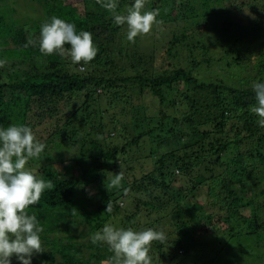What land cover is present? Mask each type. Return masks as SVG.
Segmentation results:
<instances>
[{
	"label": "trees",
	"instance_id": "obj_1",
	"mask_svg": "<svg viewBox=\"0 0 264 264\" xmlns=\"http://www.w3.org/2000/svg\"><path fill=\"white\" fill-rule=\"evenodd\" d=\"M261 1L144 0L143 10H157L158 22L131 44L127 26L114 24L98 0H0V60L5 62L0 66V125H27L46 145L26 165L52 184L25 209L44 228L41 239L50 250L42 255L43 264L108 259L107 245L90 241L105 224L163 231L166 240L153 241L149 254L160 252L172 264H250L254 255L247 238L264 230V128L250 110L256 103L253 90L242 86L251 67L260 75L264 71V21L259 26L255 18L242 28L233 14L260 13ZM132 3L118 0L117 11L126 13ZM38 9L39 21L21 25L14 18L18 11L34 17ZM52 16L73 23L77 32H91L97 55L73 63L67 54L41 53L40 27ZM213 25L218 26L215 42L230 38L223 53L235 57L222 63L221 72L212 64L206 35ZM146 36L147 49L154 47L149 54L138 48ZM161 45L166 49L155 60ZM63 113H69L71 125L73 119L80 124L84 136L64 122ZM117 116L125 119L123 129ZM53 118L63 123L52 127ZM70 126L69 133L60 130ZM54 146L72 151L62 160L72 161L78 174L39 162L57 152ZM126 150L136 168L147 163L149 171L129 166L130 175L111 187L105 179L119 173L113 160ZM92 185L97 194L88 197L84 189ZM127 195L133 211L119 220L118 202ZM212 217L216 222H208ZM139 219L148 222L142 227L132 222ZM206 220L208 235L195 242ZM82 250L90 252L87 259Z\"/></svg>",
	"mask_w": 264,
	"mask_h": 264
},
{
	"label": "clouds",
	"instance_id": "obj_2",
	"mask_svg": "<svg viewBox=\"0 0 264 264\" xmlns=\"http://www.w3.org/2000/svg\"><path fill=\"white\" fill-rule=\"evenodd\" d=\"M98 2L111 13L114 24L127 26L126 36L130 41L138 34L148 33L158 22L157 10H143L144 0H133L126 13L117 11L118 0ZM38 47L45 55L67 54L73 63L88 62L97 55L91 32H77L76 25L56 16L41 24ZM4 63L0 60V66ZM252 90L256 103L250 110L258 117L259 127L264 128V81L254 82ZM45 148L29 126L0 125V264H12L13 257L17 264H33L34 255L43 252L40 235L43 228L37 216L25 209L36 204L45 190L52 188L49 181L37 178L26 167L30 160L39 158ZM122 179L121 171L113 174L110 186L118 187ZM165 240V233L160 230H133L111 224H105L90 237L92 244H105L112 253L101 264H152L149 255L152 242Z\"/></svg>",
	"mask_w": 264,
	"mask_h": 264
},
{
	"label": "rangeland",
	"instance_id": "obj_3",
	"mask_svg": "<svg viewBox=\"0 0 264 264\" xmlns=\"http://www.w3.org/2000/svg\"><path fill=\"white\" fill-rule=\"evenodd\" d=\"M176 1H177V3H180V0H176ZM259 7H260L261 11H259L260 13H257L255 15L252 14L248 10H245L244 13H234L233 14V16H234V22L236 24H239L242 28H245V27H247V26L250 25L249 24L250 21H253V20H255V18H257L260 21L259 22L260 23L259 26H261L262 25V22L264 21V0L261 1V4L259 5ZM21 13L22 14H20V12L18 11L17 14L14 15L15 20L20 21L21 22V25L26 24V23H29L30 20L39 21L42 18L39 9H38V13L36 15L34 14V17H32L33 13L31 11H29V13L31 15H29L27 12H21ZM218 21H220V18L217 19V22ZM211 27H209V30L206 31L207 32L206 35H209L208 43H209L210 48H211V51H209V52H210V56L213 58V60H212L214 62V63H212L213 66L216 65L214 68H216L217 71L221 72L222 71V66H223L222 63H225L227 61L228 62L229 61L232 62L233 61L232 59L235 58L231 53L228 54V56L223 53V49L225 48L224 50H227L228 49V45H229V43H232L231 42L232 40L230 38L226 39V38H223L222 37L221 38L222 41L220 43L219 42H215V40L217 38L216 30L218 29L217 28L218 26L213 25ZM263 30H264V27H263ZM149 36H146L147 39H145V41H144V38H142L141 41H140L141 43H139V46H138V48L144 50L145 53H147L149 50H154V47L153 46L152 47H149L148 46V49H147V45L149 44L147 42V40H148ZM188 40H190V39L188 38ZM130 43L132 44V41ZM165 49H166V46L161 45L157 49V51L154 53V59L155 60L159 59L161 53ZM248 49L251 50V51H253L250 47ZM148 54H149V52H148ZM218 60L221 61V64L218 62ZM167 62H169V61L167 60ZM173 62L174 61H172L171 63H173ZM246 74L248 75L247 76L248 78H247V81L245 82V84H243V86H242L243 89H252V85H253L254 82L264 81V71L262 72V75H260V72L257 69L251 67V69L247 70ZM204 77H205L204 78L205 80L208 79L207 76H204ZM122 101L123 100H121L120 103H122ZM120 105L121 104L118 105V109L120 108ZM68 114L69 113H63V114H60V116H63L64 122L67 121L66 123L71 125V121H68V117L66 118V116ZM60 119L59 118L58 119L53 118L51 120V122H49V125L52 126V127L54 126V124L61 125L63 123L62 122L63 120H60ZM117 119H118V122L121 125V129H123V127H124L123 126V124H124L123 121L125 120L124 117L122 118L123 121H121L118 118V116H117ZM72 125H74L75 128L79 131V133H78L77 136H84V130H82L80 124H78V123L76 124L75 123V120L74 119L72 120ZM71 126L68 127V128L62 127L60 130L61 131L66 130V132L69 133L70 130H72V127ZM38 132H41V129H38ZM116 136H117V133H116ZM110 137L113 138L114 137V134H111ZM121 143H125V141H121ZM122 145L123 144H121L120 146H122ZM59 149H61V147H55L54 146V150L57 151V152L55 154H53V152H51V153H48L46 155L41 156V158L39 159V162L42 165H45L49 169H52V167H53L57 171H64V168H65L66 171H70L71 173L78 174L79 171H78L77 168H73V166H72L73 165V162L72 161H69L67 164H65L63 162V160H62V159H67L66 157H68V156H70V158H71L72 157L71 156L72 151H70V149H61L58 152ZM136 149L137 148H135V150ZM37 161H38V159H37ZM60 162L63 163V165H60L59 164ZM113 162L115 163V165H118L117 171H119V172L121 171L123 173V177L130 175V174H128L129 171L127 170L129 166L130 167H133V168H135V169H137V170H139L141 172H147V171H149V168H148L149 166L147 165L146 160L144 161L146 164L142 165L143 169H140V167L136 168L135 167V160L132 157V154L128 150L125 151V154L124 155H120V156L116 157V159H114ZM35 170L36 169H33L32 172L33 173H36ZM113 174H115V173H109L110 176H108V178L105 179V183L106 184L110 185V181L113 178ZM93 188L94 187L92 185L90 188H88L86 190L84 189V191L89 192V194H88L89 196L88 197H92L93 195H96L97 194L96 193V190H94ZM81 195H82V193L80 192L79 193V197H82ZM129 201H130L129 195H127L126 198H124L120 202H118V205L121 208V215L119 217V220L121 218H123L124 216H126V215L128 216L129 213L133 211L132 210L133 208H131L128 205V203H130ZM245 214H247V216L249 215L247 212H245ZM216 219H217V217H212V218H208L209 221L206 220V224H204L205 226H201L200 230L196 233L195 242H200V239L202 240V238H200V237H201V235L204 232L208 235V231H204L208 227L207 226L208 225L207 224V221L208 222H211V221L216 222ZM137 221L139 222L138 224L140 225V227H142V226L145 225L144 222L146 224L148 222V221H146L144 219L133 220L132 222L134 224H137ZM260 221H261V223H264V217L260 218ZM221 224H222L221 227H225L227 225V223L224 224L222 222H221ZM61 227H63V226H61ZM83 228H84V226L81 225V226H78L76 228V230L79 231V230H82ZM43 230H44V228H43ZM42 233H44V232L42 231ZM43 236H45V235H43ZM58 236L61 237L63 235L62 234H58ZM53 237L54 236L52 234H47V238L51 239ZM41 241H42L43 252L34 255V257H33V264H43V261L41 259L42 258V255H45V252H47V251L50 250V247L46 245L47 244L46 241H44L42 239H41ZM82 243L86 244L87 243L86 242V239L83 240ZM248 245L251 246L250 255H254L251 258H253V260L256 262L255 263L249 257V263L250 264H264V230H262L261 232L257 233L256 235L251 236L250 238H247V246ZM208 246H210V245H208ZM82 251H84L83 258L84 259H87L90 252L89 251H86V250H82ZM152 251L156 253V251L154 249ZM211 252L215 253L216 251L213 250ZM258 252H259V254H258ZM149 253H150V251H149ZM197 253L199 255L202 254L200 251H197ZM100 254L101 255H104L105 252H102ZM181 254H182V252H181ZM149 255L152 257V264H172L169 259L167 260L164 257L165 255L160 256V252L159 253H156L155 255H153V254H149ZM56 260L57 261H60L59 256H57ZM181 260H183V258H181ZM102 261H104V260H99V261L95 262V264H101ZM218 262H220V261H218Z\"/></svg>",
	"mask_w": 264,
	"mask_h": 264
}]
</instances>
